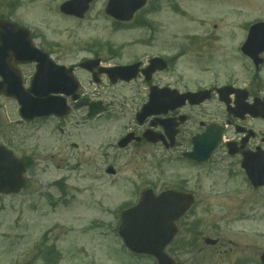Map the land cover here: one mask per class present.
<instances>
[{
    "label": "flooded vegetation",
    "instance_id": "af4514ba",
    "mask_svg": "<svg viewBox=\"0 0 264 264\" xmlns=\"http://www.w3.org/2000/svg\"><path fill=\"white\" fill-rule=\"evenodd\" d=\"M180 7L0 0V90L10 89L0 100L13 109L9 122L0 113V143L28 171L64 153L66 167L99 172L108 185L147 184L132 191L133 202L146 188L167 191L176 234L166 250L178 264L200 241L233 264H262L264 249L255 256L251 244L217 233L237 212L219 206L222 198L264 194L248 176L264 180V49L256 59L246 52L247 19L203 21L204 34L174 35ZM182 234L191 237L180 242Z\"/></svg>",
    "mask_w": 264,
    "mask_h": 264
},
{
    "label": "rangeland",
    "instance_id": "374dc122",
    "mask_svg": "<svg viewBox=\"0 0 264 264\" xmlns=\"http://www.w3.org/2000/svg\"><path fill=\"white\" fill-rule=\"evenodd\" d=\"M180 4L171 16L174 35L204 34L203 21L264 20V0H180ZM12 111L10 101L0 100L6 122ZM56 145L50 146V153L56 152ZM36 154L43 156L39 150ZM63 157L61 153L46 163L40 158L42 164L30 169L29 183L21 192L0 195V264H154L151 257L131 255L117 231L121 211L135 203L132 191H141L147 184L137 188L121 182L108 185L104 178H97L99 172L73 169L72 162L66 167L60 161ZM115 178L122 176H110ZM233 197L222 198L219 206L227 211L229 205L237 212L220 222L221 233L213 235L249 243L248 249L258 256L264 249V194L244 191ZM190 237L182 234L179 241ZM199 243L194 252L191 249L178 257L185 264H233V256L218 258Z\"/></svg>",
    "mask_w": 264,
    "mask_h": 264
},
{
    "label": "water",
    "instance_id": "95a60500",
    "mask_svg": "<svg viewBox=\"0 0 264 264\" xmlns=\"http://www.w3.org/2000/svg\"><path fill=\"white\" fill-rule=\"evenodd\" d=\"M121 17L124 16L121 15ZM249 41L255 45L264 44V23L256 24L253 27ZM24 170V165L8 149L0 145V193H16L20 191L26 183L22 176ZM150 195V192L144 193L142 200L135 207L122 213L123 223L120 228V234L127 247L133 251L156 255L159 259V264H171L170 259L164 253V247L168 242L169 235L164 233L166 236H163L160 229L157 231L159 233L156 234L152 219L154 206H157L158 211H163L161 209L162 203L154 201L150 198ZM262 259L264 261V255Z\"/></svg>",
    "mask_w": 264,
    "mask_h": 264
}]
</instances>
